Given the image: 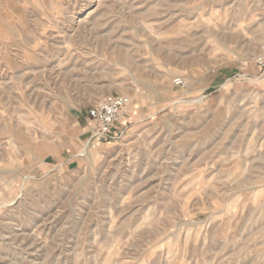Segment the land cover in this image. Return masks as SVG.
<instances>
[{"label":"rangeland","instance_id":"rangeland-1","mask_svg":"<svg viewBox=\"0 0 264 264\" xmlns=\"http://www.w3.org/2000/svg\"><path fill=\"white\" fill-rule=\"evenodd\" d=\"M260 56L264 0H0V264H264Z\"/></svg>","mask_w":264,"mask_h":264},{"label":"built area","instance_id":"built-area-1","mask_svg":"<svg viewBox=\"0 0 264 264\" xmlns=\"http://www.w3.org/2000/svg\"><path fill=\"white\" fill-rule=\"evenodd\" d=\"M257 63L264 69V56L257 58ZM176 87H184L185 82L182 78L174 80ZM131 104L128 96H114L103 99L88 110V117L95 122L96 127L93 130L91 140L113 142L120 140L125 131L118 129L117 124L121 115Z\"/></svg>","mask_w":264,"mask_h":264},{"label":"bare ground","instance_id":"bare-ground-1","mask_svg":"<svg viewBox=\"0 0 264 264\" xmlns=\"http://www.w3.org/2000/svg\"><path fill=\"white\" fill-rule=\"evenodd\" d=\"M86 148H87V146H85V147H84L83 153H85V152H86V150H87Z\"/></svg>","mask_w":264,"mask_h":264}]
</instances>
